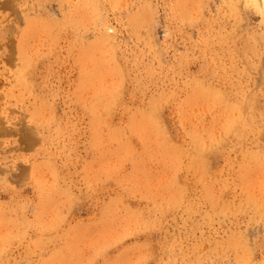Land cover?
Segmentation results:
<instances>
[{
	"label": "rangeland",
	"instance_id": "374dc122",
	"mask_svg": "<svg viewBox=\"0 0 264 264\" xmlns=\"http://www.w3.org/2000/svg\"><path fill=\"white\" fill-rule=\"evenodd\" d=\"M0 264H264V0H0Z\"/></svg>",
	"mask_w": 264,
	"mask_h": 264
},
{
	"label": "bare ground",
	"instance_id": "6f19581e",
	"mask_svg": "<svg viewBox=\"0 0 264 264\" xmlns=\"http://www.w3.org/2000/svg\"><path fill=\"white\" fill-rule=\"evenodd\" d=\"M5 2V1H4ZM260 7V6H259ZM58 20V19H57ZM70 20V19H69ZM37 21V20H36ZM54 21V20H53ZM54 22H56V21H54ZM32 23V22H31ZM36 23V22H35ZM26 25V24H25ZM80 25V24H79ZM78 26V25H77ZM43 27V26H42ZM44 34V33H43ZM20 37V36H19ZM15 40V39H14ZM19 40V39H18ZM17 44V43H16ZM19 46V45H18ZM11 49V48H10ZM21 53V52H20ZM12 58V57H11ZM8 61H10V60H8ZM10 63V62H9ZM12 63V62H11ZM3 84V83H2ZM101 102V101H100ZM43 106V105H42ZM43 108V107H42ZM41 111V110H40ZM27 115V114H26ZM30 116V115H29ZM43 118V117H42ZM30 119H32V118H30ZM2 129V128H1ZM21 131V130H20ZM24 131V130H23ZM35 144V143H34Z\"/></svg>",
	"mask_w": 264,
	"mask_h": 264
}]
</instances>
